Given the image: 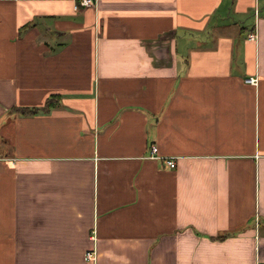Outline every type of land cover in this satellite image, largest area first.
Listing matches in <instances>:
<instances>
[{
  "label": "crops",
  "instance_id": "1",
  "mask_svg": "<svg viewBox=\"0 0 264 264\" xmlns=\"http://www.w3.org/2000/svg\"><path fill=\"white\" fill-rule=\"evenodd\" d=\"M78 4L0 0V264H264V0Z\"/></svg>",
  "mask_w": 264,
  "mask_h": 264
},
{
  "label": "built area",
  "instance_id": "2",
  "mask_svg": "<svg viewBox=\"0 0 264 264\" xmlns=\"http://www.w3.org/2000/svg\"><path fill=\"white\" fill-rule=\"evenodd\" d=\"M94 3H95V0H79V4H78V6H76V9L90 7V6L94 5ZM256 13H257V11H256ZM250 39L252 41H256L257 35L251 34ZM256 82H257V80L253 79V78L248 80V83H251V84H256ZM151 153H152V158H156V156L158 154V148L156 146L152 147ZM166 163L172 169L176 167L175 161L172 159H169L168 161H166ZM94 259H95V253L94 252H88L86 254V260L93 261Z\"/></svg>",
  "mask_w": 264,
  "mask_h": 264
},
{
  "label": "trees",
  "instance_id": "3",
  "mask_svg": "<svg viewBox=\"0 0 264 264\" xmlns=\"http://www.w3.org/2000/svg\"><path fill=\"white\" fill-rule=\"evenodd\" d=\"M59 101H60L59 96H52L46 101L43 108H31V109L25 108V109H16V110H17V112H19L20 114L25 115V116L33 115V114H36L40 111L48 112V111H51V109L55 108L56 105L59 103Z\"/></svg>",
  "mask_w": 264,
  "mask_h": 264
}]
</instances>
